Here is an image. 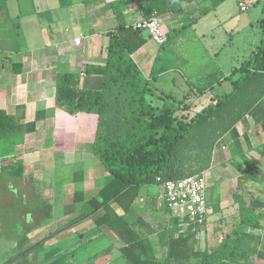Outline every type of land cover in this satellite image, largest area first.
<instances>
[{"label":"trees","instance_id":"1","mask_svg":"<svg viewBox=\"0 0 264 264\" xmlns=\"http://www.w3.org/2000/svg\"><path fill=\"white\" fill-rule=\"evenodd\" d=\"M135 1L143 20H163L185 14L186 7L198 0ZM226 1L202 0L207 5L200 8L199 16L193 21L197 22ZM1 3L5 8L6 0ZM60 3L67 7L71 0H60ZM126 3L123 0L110 4L118 28L109 33L105 64L88 65L82 73H59L56 77L58 108L71 116L97 117L92 153L110 174L98 198L87 202V210L80 220L92 218L98 227H106L116 235L120 241L118 250L126 264H247L253 257L264 260V251L258 249L260 232H264V212L257 209L255 200L259 188L264 186V175L244 151L238 128L241 125L248 128V118L256 124L264 122V7L259 20L262 43L248 59L233 67L228 76L215 62L214 67L200 68L191 83V91L196 89L203 96L215 85L227 81L230 89L215 95L210 104L190 116L184 113L190 105L155 86L162 76L182 67L176 62L179 60L158 54L148 77L134 60L133 55L148 38L143 30L127 23L123 13ZM186 29L167 32V41L159 46L160 52L168 51V46ZM82 74L103 76V88L82 89ZM151 97L161 99L163 105H155ZM42 119L38 113L34 121L25 122L24 115L0 108L1 177L24 179L25 138L37 130V123ZM227 135L232 139L231 161L235 163L239 158L243 162L235 163L240 173L239 190L233 196L239 206L238 226L216 247L201 250L196 240L200 229L189 227L182 232L180 220L174 218L172 226H165L159 234V244L165 249L159 258L148 236L136 230L137 223L126 215L142 198L143 187L162 186L171 180L205 174L212 166L215 151L225 146ZM244 139L248 150H253L246 133ZM119 208L124 210V215L116 212ZM50 237L48 234L42 240Z\"/></svg>","mask_w":264,"mask_h":264},{"label":"crops","instance_id":"2","mask_svg":"<svg viewBox=\"0 0 264 264\" xmlns=\"http://www.w3.org/2000/svg\"><path fill=\"white\" fill-rule=\"evenodd\" d=\"M116 1L123 0H71V5L67 7H62L60 0H6L5 8L2 7L7 14L0 18V108L12 114L24 115L25 122L34 121L38 113L43 116L37 123V130L25 138L23 182H49L50 179L53 184L45 188L49 191V205H40L36 210V219L47 217L50 227L58 226V229L49 233V240H87L89 244L109 240L117 247L120 244L116 235L106 227H98L92 218L80 220L87 210V202L93 197L98 198L99 190L110 177L104 165L92 153L97 117L91 114L71 116L56 106V77L59 73H82L88 65L105 64L109 33L118 28L113 10L109 8ZM126 1L123 13L127 23L134 25L143 20L136 1ZM201 1L189 4L185 14L160 21L168 32H178L185 27L194 30V25L199 21H193L198 17L195 16L201 7L207 5ZM13 20L18 21L22 31L21 40L15 33ZM78 38L81 39L80 44L75 43ZM158 54L167 57L165 51ZM135 55L133 58L141 72L148 77L157 54L146 52L144 62L137 61ZM179 57L182 67L162 76L155 86L185 101L191 107L184 113L194 116L208 105L202 99L209 98L211 102L215 95H219L215 93L216 87L223 86L225 82L199 96L196 89L191 91V83L196 80L198 73L192 77L181 73V70L189 69V65L186 62L182 64L181 60H185ZM177 72L180 73L178 86L173 77L168 87L166 77L170 73L178 75ZM80 85L85 90H101L104 77L82 74ZM151 100L157 106L163 105L159 98L151 97ZM248 123V128L242 125L238 127L241 143L259 172L264 175V122L256 124L248 118ZM244 133L253 150H248ZM231 143L230 136H225V146L215 151L212 166L204 174L209 185V215L207 225L200 229L196 237L197 246L201 250L219 245L239 224V206L233 199L234 193L239 190L240 176L235 163L243 162L239 158L235 163L231 161ZM245 167L248 168L247 165ZM141 191L142 198L126 216L131 222L137 223L136 230L148 236L156 254L161 258L165 249L159 244V234L165 230V226H172L176 217L164 204L163 194L153 186L143 187ZM255 200L257 209L264 212V186L259 188ZM116 212L120 216L125 214L121 208ZM66 226L71 227L52 236ZM42 229L40 227L34 235L38 234L43 239L46 236ZM260 234L258 249L264 251V232ZM247 264H264V260L253 257Z\"/></svg>","mask_w":264,"mask_h":264},{"label":"rangeland","instance_id":"3","mask_svg":"<svg viewBox=\"0 0 264 264\" xmlns=\"http://www.w3.org/2000/svg\"><path fill=\"white\" fill-rule=\"evenodd\" d=\"M2 1L0 18L7 14L2 9ZM240 2L247 4L249 10L241 12ZM263 4L264 0H227L216 11L202 16L194 30L182 32L168 46L165 56L177 60V57H183L185 61L181 62H186L189 69H183L181 73L191 77L203 66L214 67V62L226 75H230L233 67L248 59L262 43L259 20L263 16ZM161 24L164 25L163 22ZM13 26L21 40L22 31L17 20H13ZM165 30L168 32L167 28ZM145 35L148 41L144 49L135 53L137 61L144 62L146 52L152 51L157 55L160 52L159 46L149 39L146 32ZM176 74L170 73L166 77L168 87L173 77L178 86L180 73ZM229 89L230 81H227L216 87L215 93L220 95ZM202 102L209 104L210 99L204 98ZM48 180L35 183L0 176V264H126L118 247L109 240L89 244L87 240H42L38 234L34 235L40 227H43L44 236L58 229L56 225L49 226L47 217L36 219L37 208L49 205V191L45 188L53 184ZM153 187L164 193L163 186Z\"/></svg>","mask_w":264,"mask_h":264},{"label":"built area","instance_id":"4","mask_svg":"<svg viewBox=\"0 0 264 264\" xmlns=\"http://www.w3.org/2000/svg\"><path fill=\"white\" fill-rule=\"evenodd\" d=\"M240 10L246 12L249 6L240 3ZM134 28L146 32L151 40L157 45H164L167 41V31L158 19L141 20L134 23ZM81 39L75 40L80 44ZM164 193L162 199L164 204L174 212L176 218L181 222L182 232L189 227L202 229L206 226L209 215L207 191L209 185L203 175L188 176L179 180H171L163 185Z\"/></svg>","mask_w":264,"mask_h":264}]
</instances>
